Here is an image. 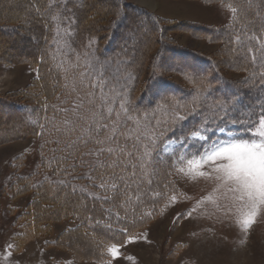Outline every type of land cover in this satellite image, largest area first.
I'll use <instances>...</instances> for the list:
<instances>
[{
	"label": "trees",
	"instance_id": "16d2710c",
	"mask_svg": "<svg viewBox=\"0 0 264 264\" xmlns=\"http://www.w3.org/2000/svg\"><path fill=\"white\" fill-rule=\"evenodd\" d=\"M92 1H96L97 6L100 5L102 8L99 9L88 1L85 3L84 0H18L21 5H28V9L23 6L21 9H27L30 13L32 11L35 16L25 22L17 20L18 23H13L15 19L3 15V20L0 21V34H6V38L13 44L23 39L26 43L40 47L38 51L31 52L28 49L24 56L16 59L9 58L11 54L7 48H0L1 59L26 63L37 74L31 84L17 94L20 100L12 101L5 95H0V113L3 117L13 115L20 120V126L16 129L19 134L12 130L14 136L34 133L41 136L46 156L42 154L40 167L42 171L49 173L37 181L34 180L39 177L38 173L25 175L21 173L22 169L13 168L9 175L7 188L10 198L15 199L20 195L32 193V198L25 208L15 216L22 221V226L20 234L13 237L14 252L21 251L32 238L45 236L52 221L50 216L57 219L59 212H62L59 216H64L65 213L70 217L76 215L79 223L71 231L82 228L89 236L99 235L110 240L125 234L122 230L126 229L128 233L132 226L145 220L147 211L155 212L154 203L161 198L163 194L161 192L170 191L174 187L173 180L168 178L170 159L160 155V145L165 138L177 132L186 134V131H197L205 124L211 133L223 126L243 132L248 122L255 121L258 114L264 110L250 105L244 96L245 89H241V94L233 83L219 76L215 66L204 57L193 52H176L174 48L169 47L170 43L163 38L164 34L162 38L149 40L144 49L143 46L138 51L136 49L137 56H142L137 63L138 70H131V67L125 65L120 69L119 61L123 60L129 64L131 56L135 53L133 51L128 56L122 54L123 50L128 54L130 49L123 41L133 38L135 34L121 32L136 27L139 20H144L151 25L150 33L155 31L161 33L160 22L149 12L126 0ZM234 1L236 4L239 3L240 10L243 9L245 13L244 1ZM249 2L253 5L252 12H260L263 22L264 0ZM241 16L243 21L240 20ZM241 16L236 20L237 29L229 33L224 32L225 41L230 43L232 40L235 51L241 48L245 61L251 62L252 72L255 73L252 77L254 83L257 84L259 80L260 84H264V61L259 63L262 58L255 55L254 59L249 53V49H252L259 51L260 54V46L263 47L264 44L259 46L258 42L264 35V24L254 23L255 25L249 29L246 27L248 15ZM205 30L214 32L210 29ZM257 45L259 47H256ZM21 46L19 45L20 48ZM166 49L176 57L172 64L178 72L176 74L183 73L190 79L200 80L199 85L202 82L203 89L207 87L204 91L201 87H198V90H188L165 77L175 73L168 70V65H171L168 61L161 62ZM147 50L157 53L153 55L151 73L142 86L138 82L141 79L139 71ZM110 67L119 70L117 75L127 74V77H130L131 82L127 85L126 91H124L126 82L113 79L115 71L108 69ZM144 69L141 71L143 75L147 73ZM199 71L204 73L198 75ZM98 76L101 80L108 78V81L100 82ZM72 79L78 80V88L86 89L88 84L89 88L86 91L82 90L80 102L76 105L69 103L73 108H67L63 106V102L69 101L71 93L76 92L72 86ZM100 83H103L104 96L110 98L104 105V116L108 115L109 107L119 112L120 104L124 103L128 110L127 116L133 118L128 120L121 114L120 130L116 139L111 142L106 139L111 135V128L98 135L95 131L89 133L90 127L93 129L97 127L92 124L94 117L100 124L108 125L113 124L116 119L115 112L111 120H105L99 114L102 101L101 93H98ZM157 87L158 99L153 101L150 97L151 88ZM136 90L138 95L134 96ZM190 92L199 93L195 99L199 101L196 108L192 106L195 101L191 103V97H186ZM163 99L170 105L166 103L164 105ZM224 99L229 101L239 99L240 103L235 105L234 111L230 110L227 121L221 122L216 117L222 116L223 112L219 111L216 105ZM207 102L209 104L205 106ZM78 105H82V108L77 109ZM177 113L181 116L187 115L188 119L174 123L173 117ZM200 113L205 115H199ZM76 115L80 119H74ZM144 127L152 129L149 135L155 133L159 137L156 148H149L154 154L146 158L147 163L140 161L138 157L143 151V145L148 141L136 140L138 129L142 132ZM55 134H58L60 140L48 139ZM11 137L13 135L0 136V143L8 141ZM51 142L52 149L48 146ZM117 145H119L117 151L110 155L108 149L116 148ZM120 149L124 150V156H120ZM101 150L102 155L99 154ZM128 153H132V157H129ZM117 159L121 161L120 167H103L104 164L111 165ZM125 163L128 165L126 168L123 166ZM161 163L167 164L168 167L165 171L161 169L157 173L153 166ZM133 164H144V167L133 168L131 166ZM81 172H86V175H82ZM113 175L122 178V182L120 179H112ZM149 180L152 181L151 187L148 186ZM101 183L107 187H99ZM113 184H118V190H113ZM157 193L160 195L157 196ZM47 200L51 202L48 203ZM80 202L83 205H80ZM103 230L109 233H104Z\"/></svg>",
	"mask_w": 264,
	"mask_h": 264
},
{
	"label": "rangeland",
	"instance_id": "374dc122",
	"mask_svg": "<svg viewBox=\"0 0 264 264\" xmlns=\"http://www.w3.org/2000/svg\"><path fill=\"white\" fill-rule=\"evenodd\" d=\"M84 1L85 3L88 1L95 6L98 5L96 1ZM126 1L157 18L160 22L161 33L158 31L150 33L151 25L144 20H139L136 27L122 31L121 34H128L129 32L135 34L133 38L123 41L126 46H130V49L128 54L124 50L122 54L128 56L133 51L135 53L131 56V63L128 64L123 60L119 61L120 69L125 65L131 67V70H138L137 63L139 58L142 57L137 56L138 49L141 46L144 49V45L149 40L153 41L164 34L163 38L170 43L168 44L169 47L174 48L176 52H193L204 57L215 66L216 73L218 72L219 76L233 83L240 92L241 89H245L244 96L250 105L264 108V84H260L259 80H257V84L254 83L252 77L255 73L252 72L251 62L245 61L246 58L243 57L244 52L241 48L235 51L232 40L229 43L225 41L226 37L224 36L225 31L229 33V31L237 29L238 21L236 20L240 19L241 15H248L249 20L247 19L248 24L246 27H249V29L255 24H264L260 12H252L253 5H250L249 2L251 0H243L244 10L247 13H243V9L240 10L239 3L236 4L237 2L234 0ZM21 6L27 8L28 5H21L18 0H0V18H2L0 21L3 20V15L15 19L13 23H18L17 20L25 22L35 16L34 12H28V8L23 10ZM97 7L102 8L100 5ZM233 7L237 9L235 14L231 12ZM32 9H34V5ZM242 18L241 16V21H243ZM152 27L154 28V25ZM205 29L214 32L210 33ZM260 42H258L259 46L264 44V35L261 37ZM19 45H22V48ZM0 48L8 49L11 54L10 59L24 56L28 49L31 52L40 49L39 46L26 43L23 39L13 44L6 38L4 33L0 34ZM262 48L264 46H260V54L259 51H254L256 56L262 58L259 63L264 61ZM152 51L147 50L143 55L141 71L145 67L147 73L143 75L139 71V78H141L138 81L139 85L143 86L151 73L152 58L157 53V51L151 53ZM175 58V55H172L167 49L164 50L161 62L163 60L168 61L171 64L168 65V70L175 72L165 77L188 90H198V87H201L204 91L207 87L203 89V83L201 82L199 85L200 80L190 79L188 76H184L183 73L176 74L178 72L172 65ZM197 61L199 63V60ZM202 65L204 66V64ZM108 69L115 71V75L112 76L113 79L126 82L124 87V91H126L127 85L131 82L130 77L128 78L127 74L120 75V77L117 75L119 70L111 67ZM201 73L204 72L199 71L197 74ZM36 75L35 70L26 63L15 60L10 62L0 58V95H5L12 101L20 100L17 94L28 87ZM98 80L105 83L108 78L101 80V77H99ZM77 81L72 79V86L76 92L71 93L68 97L69 101L63 102V106H67V108H73V106L71 107L72 103L76 105L77 102H80L82 90L86 91L89 88V84L86 89L78 88ZM103 83H100L101 88L98 93H101ZM139 85L138 87L141 88ZM121 89L123 90L122 87ZM137 90L134 96L138 95ZM151 91L150 97L153 101H157L158 94L156 93L159 92V88H151ZM197 96L198 93L196 92H190L186 95V97H191V103L195 101ZM165 103L170 105L168 101L163 99V104L166 105ZM196 104L199 105V101H195L192 106L196 108ZM208 104L209 102L205 103V106H208ZM156 106H159V102L156 103ZM188 107L190 106L188 105ZM190 109L192 110V107ZM199 115H205V113ZM257 120L258 117L255 121ZM19 121L13 115L3 117L0 113V136L13 135V137L8 138V141L0 143V264H264V214L259 215L256 223L245 232L235 223L234 219H224L221 213L216 212L212 204L205 203L197 206V201L207 191L208 186L204 180L192 181L183 178L170 167L168 173L172 174H168V178L173 180L174 187L167 192L163 190L161 198L154 203L155 212L147 211L145 220L132 226L128 233L118 235L119 237L110 240L99 235L90 234L89 236L87 231L82 228L78 231H71L79 223L76 215L70 217L66 216L65 213L64 216H59L62 213L59 212L57 219H53L55 218L53 216H50L51 219L49 216L47 217L52 221L47 227L45 236L32 238L21 251L14 252L13 237L20 234L22 226V221L15 216L25 208L29 199L32 198V193L20 195L15 199L10 198L7 188L9 175L13 168L22 169L21 173L25 175L38 173L39 177L34 180L37 181L48 173L42 171L40 167L41 156L45 147V144L42 147L41 136L38 133L14 136L15 134L12 133V130L15 133L19 132L16 130L20 126ZM219 128H216L213 133L207 129V134L212 140L225 138L220 134ZM227 130L241 133L240 130L233 127H227ZM193 132L194 130L186 131V134L183 132L170 134L160 145V155L169 158L171 163L175 159V156H172L171 153L175 152L178 156L183 152V148L178 147L173 141L190 136ZM57 135H52L48 139L60 140ZM243 138L247 139L246 136ZM186 143L198 144L199 142L186 141ZM165 145H171V147H165ZM48 146L52 149V142L48 143ZM44 155L46 156V152ZM167 167V164L161 163L156 167L153 166V169L158 173L161 169L165 171ZM81 174L86 175V172H81ZM60 193L63 194L62 191ZM173 195L176 196L175 203L171 201ZM47 202L50 203L51 201L47 200ZM81 204L82 202H80ZM193 208L195 210L192 211L191 216L178 217L179 213H186ZM149 213L151 214L149 215ZM102 232L109 233L107 230ZM113 243L119 246V255L116 258H113L106 250L107 246ZM8 245H12V248L7 259H5V251Z\"/></svg>",
	"mask_w": 264,
	"mask_h": 264
},
{
	"label": "snow or ice",
	"instance_id": "6c2138e0",
	"mask_svg": "<svg viewBox=\"0 0 264 264\" xmlns=\"http://www.w3.org/2000/svg\"><path fill=\"white\" fill-rule=\"evenodd\" d=\"M231 12L235 14L236 8H231ZM239 43V37L237 38ZM249 53L253 55L255 59V53L252 49H249ZM199 94V93H198ZM101 108L100 116L105 120H111L112 114L115 112V122L111 125L100 124L99 121L93 118L92 124L97 125L95 129L89 128V133L95 131L99 133L111 128V135L106 139L111 142L115 140L120 130V117L123 114L128 120L133 119L127 116V109L124 103L120 104V111L116 112L115 108L109 107L107 109V116H104V105L108 103L109 97L104 96L101 90ZM240 100L229 101L227 99L221 100L217 103L216 107L219 111L223 112L222 116L216 117L221 122H226L227 117L230 114V110L234 111L235 105L239 104ZM82 108V105H78L77 109ZM195 111V109H194ZM256 115V113H252ZM74 119H80L78 115L74 116ZM188 119L187 115L181 116L179 113L173 117V122H183ZM159 123V122H157ZM67 126V125H66ZM235 126V122H233ZM208 125L205 124L203 128L194 131L190 136H185L174 140L178 147L183 148V152L180 155H176L175 152L171 153L175 156L169 165L170 168L175 170V173L181 175L183 178L190 179L192 181H198L200 179L207 183L206 194L202 195L197 201V206L205 203H210L214 206L216 212L221 213L224 219H234L235 223L242 228L245 232L256 223L257 217L264 214V110L258 114L257 121H249L245 130L241 133L230 132L225 128H219V132L224 139L212 140L207 134ZM217 127H219L217 125ZM152 132L151 128L144 127L142 132L138 129L136 140H147L148 143L143 145V151L138 159L147 163V157H151L154 153L149 148L155 149L157 146V137L155 133L149 135ZM247 136L248 138H243ZM79 139V138H78ZM186 141H198V144H187ZM104 141H97V143H103ZM139 148V144H137ZM165 147H171V145H165ZM119 145L116 148H109V154H113L117 151ZM99 154H103V150ZM120 156H124L125 152L120 149ZM132 157V153L127 154ZM121 166V161L117 159L111 165L104 164V168H117ZM126 168L127 163L123 164ZM133 168L144 167V164H133ZM171 175L172 173H168ZM135 175V173H133ZM112 179H120L113 175ZM152 181H148V186L151 187ZM106 188L107 185L101 183L99 186ZM113 190H118V184L112 185ZM160 194L157 193V196ZM172 203L176 202V196L171 197ZM195 208L188 210L186 213L182 212L178 214V217L184 215L191 216L192 211ZM151 213H149L150 215ZM119 219V217H117ZM126 234L127 230H122ZM131 240V238H130ZM130 242V241H129ZM12 245H8L5 251V259L8 257V253L11 250ZM107 252L111 254L113 258L119 255V246L115 243L107 246Z\"/></svg>",
	"mask_w": 264,
	"mask_h": 264
}]
</instances>
